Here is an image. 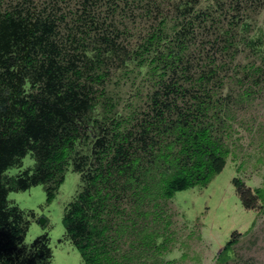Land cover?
<instances>
[{
    "label": "trees",
    "instance_id": "1",
    "mask_svg": "<svg viewBox=\"0 0 264 264\" xmlns=\"http://www.w3.org/2000/svg\"><path fill=\"white\" fill-rule=\"evenodd\" d=\"M160 25L132 49L103 36L93 49L82 43L71 53L58 41L55 19L0 10V264L52 263L48 234L25 244L30 215L9 194L44 185L51 203L70 165L82 184L63 224L85 264L133 260L121 252L129 231L137 229V219L128 218L123 207L129 192L140 204L168 201L179 191L208 186L224 171L231 150L211 120L219 114L211 86L218 72L211 68L195 78L185 27L170 39L164 20ZM261 44V37L252 41L254 48ZM115 60L126 75L132 65L155 84L151 109L133 128L128 124L134 119L121 114L110 92ZM29 154L35 167L9 177L8 170L22 166ZM233 184L246 209L264 201V189H247L240 178ZM139 232L144 252L154 246L158 254L169 250L170 238L156 244L158 235ZM237 243L235 233L220 259L228 261Z\"/></svg>",
    "mask_w": 264,
    "mask_h": 264
},
{
    "label": "rangeland",
    "instance_id": "2",
    "mask_svg": "<svg viewBox=\"0 0 264 264\" xmlns=\"http://www.w3.org/2000/svg\"><path fill=\"white\" fill-rule=\"evenodd\" d=\"M20 9L55 19L58 41L71 53L82 48V43L93 49L103 43V36L132 49L161 28L162 20L170 39L185 27L194 77L211 68L218 72L211 86L219 114L211 120L231 154L224 171L208 186L179 191L172 200L149 198L140 204L129 192L123 207L128 218L137 219V229L129 231L121 252L133 257L130 264H140V260L147 264H264V201L255 209H246L233 184L234 178H240L247 189H264V0H0L3 12ZM259 37L262 44L254 48L252 41ZM125 72L115 60L109 88L121 114L134 119L128 124L133 128L150 111L155 84L147 74L134 72L132 65L130 73ZM185 85L197 92L190 83ZM189 100L194 99L190 96ZM35 163L29 154L22 166L10 168L7 175L16 177ZM81 184V175L70 165L51 203L44 185L9 194V201L30 215L25 244L30 246L38 237L49 235L51 264H85L80 251L66 238L63 224L65 208ZM142 230L158 235L156 244L170 238L169 250L158 254L154 246L144 252L138 245ZM235 233L238 243L230 259H220ZM129 242L135 243L134 249Z\"/></svg>",
    "mask_w": 264,
    "mask_h": 264
},
{
    "label": "bare ground",
    "instance_id": "3",
    "mask_svg": "<svg viewBox=\"0 0 264 264\" xmlns=\"http://www.w3.org/2000/svg\"><path fill=\"white\" fill-rule=\"evenodd\" d=\"M40 222L44 225L46 223V220L42 218Z\"/></svg>",
    "mask_w": 264,
    "mask_h": 264
}]
</instances>
